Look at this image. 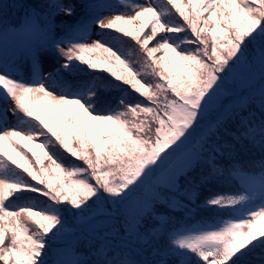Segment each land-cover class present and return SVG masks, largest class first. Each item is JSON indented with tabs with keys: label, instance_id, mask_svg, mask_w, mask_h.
I'll list each match as a JSON object with an SVG mask.
<instances>
[{
	"label": "snow or ice",
	"instance_id": "1",
	"mask_svg": "<svg viewBox=\"0 0 264 264\" xmlns=\"http://www.w3.org/2000/svg\"><path fill=\"white\" fill-rule=\"evenodd\" d=\"M118 4L0 0V38L16 46L0 53V264H50L56 241L51 264H264V0L132 3L133 15ZM93 27L131 37L141 69L89 43ZM97 69L108 75L75 79ZM45 98L61 130L40 114ZM18 136L42 152L12 159L2 144ZM53 144L82 164L66 166ZM254 150L261 158L245 161ZM231 180L238 193L214 190ZM32 194L46 204L12 203ZM213 209L228 218L180 223Z\"/></svg>",
	"mask_w": 264,
	"mask_h": 264
},
{
	"label": "trees",
	"instance_id": "2",
	"mask_svg": "<svg viewBox=\"0 0 264 264\" xmlns=\"http://www.w3.org/2000/svg\"><path fill=\"white\" fill-rule=\"evenodd\" d=\"M82 1V0H81ZM14 2V0H4V3L11 5ZM24 3H36L38 0H22ZM187 0H184V3H186ZM153 6H163L164 5V0H153L152 1ZM170 9V15L169 19L173 20L174 22H182V18L179 17L178 13L175 12V9L171 7V5L167 6ZM159 10V9H158ZM207 15V14H205ZM21 18H23L22 12L17 9V8H9L7 10V15L5 17L7 23L9 25H18L21 23ZM123 27L133 29L132 25H122ZM147 31V29H146ZM100 39L107 41L110 47H113V50L117 51L119 55L125 60L128 61V63L134 67L135 69H141V66L143 65V53L140 51L139 46L136 44L134 40L131 39V37L125 36L122 33H118L114 30H105L103 36H100ZM149 46H152V42H149ZM101 54L100 53H94L93 54V59L95 62L99 64H104L103 60L99 58ZM155 55L159 56L161 53H156ZM113 67L115 70H123V66L117 65L115 62H113L111 65H107ZM105 75H108L103 71V69H97V70H91L88 72H81L79 73L78 76L75 77V79H81V80H91L94 76H99L103 78ZM144 80L151 81L153 78L150 75H144L141 77ZM70 81L74 82L73 77H68ZM239 90V89H238ZM112 96L114 98H119L120 94L119 93H112ZM50 108L48 110V115L47 117L50 118V122L53 124V126L57 130H61V125L59 123V119L55 116L50 115ZM257 117L259 116V113H256ZM16 140L19 141V145H15L12 143V146L10 149H7L8 152L7 155L12 157V159H15L19 161L20 163H25V161L22 159L21 156L17 154L18 151H23L25 152L29 158H31V153L28 152L27 150L31 148L33 151L37 153H41L42 150L36 147L37 143H40V140L32 141V140H26L24 139L23 136H18L15 138ZM14 149V150H13ZM59 146L58 145H49L48 146V151L54 152L57 157L60 158L61 162L65 163V165H69L71 163H76V164H82V162L78 160H74V158H71L67 153H62L61 150H58ZM260 153L258 151H253L252 153L246 155L244 157L245 161H252L256 160L258 161L260 159ZM245 170H251L250 165L245 166ZM256 171H259L258 168L255 169ZM26 175V174H25ZM239 181L238 180H231L226 183H223L221 185H215L214 190L215 191H221L224 193H238L240 191V186H239ZM207 195V193H206ZM31 200L34 201L38 206H44L47 202L46 198L37 196L36 194H32L31 197H25L22 198L21 200H12V203L14 205L16 204H22L25 203L26 201ZM203 201V196L200 198V202ZM38 210V209H37ZM183 214L177 210L175 213H173V216L175 219H180V217ZM220 215L223 216L224 218H228V213L227 212H221L217 213L214 209L213 210H200L194 219H182L180 220L181 224L187 223V224H194L198 222L201 219L205 220H211L213 216ZM264 224V221L261 222ZM35 226L30 225V228H34ZM64 247L63 241H56L52 243L51 250L49 253L48 259L51 261L54 260L55 258V253L57 252V248Z\"/></svg>",
	"mask_w": 264,
	"mask_h": 264
},
{
	"label": "rangeland",
	"instance_id": "3",
	"mask_svg": "<svg viewBox=\"0 0 264 264\" xmlns=\"http://www.w3.org/2000/svg\"><path fill=\"white\" fill-rule=\"evenodd\" d=\"M70 3H74V4H77L79 5V3H77L75 0H69ZM112 4H118V0H111L110 1ZM132 3H136V4H145L147 5L148 3H151V0H130V2L128 4H118V8H117V13L116 14H120V13H123V14H128V15H133L134 14V11L131 7V4ZM69 4V2H68ZM81 13V9L79 7H77V15H79ZM105 15H109L110 13H108L107 11L104 13ZM95 29H98L96 27H93L91 29V32H90V37H89V43L93 40H96V39H99V35L98 33H96L97 31ZM94 30L96 32H94ZM99 30V29H98ZM9 43L10 44H13V39L11 37H8L7 38V43H3V39L0 38V46H4V47H9ZM8 51L9 48H2V52L1 53H4L5 51ZM53 65H54V62H53ZM46 72L47 71H50L51 70V67L50 66H45V69H44ZM20 74L22 76H26L27 75V65L21 61V66H20ZM39 105H40V114L42 116H46L47 112H48V108L50 107V102L47 98L45 99H42L39 101ZM3 105L0 104V107H2ZM10 123L14 124L16 123L15 121V118H11L10 120ZM17 138V137H16ZM12 146V143H10L9 141L5 140L2 144V151L4 153L8 152L7 149H10ZM14 150V149H13ZM34 226V225H32ZM62 249L61 247H58L57 248V251ZM55 259V258H54Z\"/></svg>",
	"mask_w": 264,
	"mask_h": 264
}]
</instances>
